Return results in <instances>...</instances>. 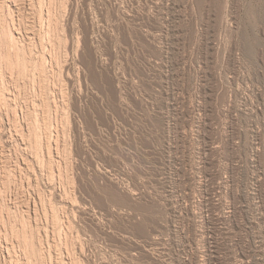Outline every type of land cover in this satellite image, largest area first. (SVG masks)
I'll list each match as a JSON object with an SVG mask.
<instances>
[{
  "label": "rangeland",
  "instance_id": "374dc122",
  "mask_svg": "<svg viewBox=\"0 0 264 264\" xmlns=\"http://www.w3.org/2000/svg\"><path fill=\"white\" fill-rule=\"evenodd\" d=\"M8 1L0 264H264V0Z\"/></svg>",
  "mask_w": 264,
  "mask_h": 264
},
{
  "label": "bare ground",
  "instance_id": "6f19581e",
  "mask_svg": "<svg viewBox=\"0 0 264 264\" xmlns=\"http://www.w3.org/2000/svg\"><path fill=\"white\" fill-rule=\"evenodd\" d=\"M1 1H3V0H1ZM8 1V0H7ZM12 1V0H11ZM22 1V0H21ZM51 1V0H50ZM9 2V1H8ZM4 3V2H3ZM21 3V2H20ZM53 3V2H52ZM55 3V2H54ZM0 4H2V3H0ZM5 4V3H4ZM10 4H12V3H10ZM18 4H19V0H18ZM41 4V3H40ZM6 5H8V3L6 4ZM16 5V6H15ZM37 5V4H36ZM35 5V6H36ZM49 5V4H48ZM69 5V4H68ZM2 6H5V5H3L2 4ZM2 6H0V10L2 11H5L3 8L1 9V7ZM9 6V5H8ZM7 6V7H8ZM14 6L17 8V9H19L18 8V5H17V3H16V0H15V4H14ZM20 6V5H19ZM23 6V5H22ZM34 6V7H35ZM41 6V5H40ZM9 8V7H8ZM22 8V7H21ZM32 8V7H31ZM49 8H50V5H49ZM10 9V8H9ZM41 10V9H40ZM50 10V9H49ZM22 11V10H21ZM21 11H19V12H21ZM9 12H10V10H9ZM12 12H14V11H12ZM36 12H37V10H36ZM42 12V11H41ZM11 13V12H10ZM9 13V14H10ZM17 13V12H16ZM29 13V12H28ZM13 15L15 14V13H12ZM19 14V13H18ZM51 15V14H50ZM25 16H23V18H24ZM30 17V16H29ZM40 17V16H39ZM41 17H42V15H41ZM51 17V16H50ZM49 17V18H50ZM2 18V17H1ZM13 18H14V16H13ZM12 18V19H13ZM21 18V17H20ZM28 18V17H27ZM4 19V18H3ZM7 20V19H6ZM23 20V19H22ZM50 20H51V18H50ZM25 21V20H24ZM5 22H7V21H5ZM13 22H14V20H13ZM16 23V22H15ZM24 23V22H23ZM26 23V22H25ZM50 23V22H49ZM8 24V23H7ZM34 24V23H33ZM43 24V23H42ZM3 25V24H2ZM10 25V24H9ZM8 25V26H9ZM13 25H15L14 23H13ZM50 25V24H49ZM7 26V25H6ZM23 26V25H22ZM33 26H36V25H33ZM1 27V26H0ZM32 28V27H31ZM34 29V28H33ZM90 29V28H89ZM4 30V31H3ZM8 30H9V28H8ZM8 30H5L4 29V27L2 28V33L3 34H5V35H3V37L5 36L6 38H9V40L11 39V36L13 35V33L11 32V31H8ZM21 30V29H20ZM24 30V29H23ZM19 33H21V32H19ZM87 33V32H86ZM6 34H9V36L10 37H7L6 36ZM2 34L0 33V36H1ZM47 35V34H46ZM4 37V38H5ZM14 37V36H13ZM30 37V36H29ZM31 39V38H30ZM8 40V41H9ZM18 40V39H17ZM26 40V39H25ZM25 40H23V41H25ZM4 41H5V39H4ZM11 41V40H10ZM12 41H13V44H12V46L14 45V44H16V41H15V39H13L12 38ZM11 41V42H12ZM18 42V41H17ZM93 42V41H92ZM22 43V45H23V42H21ZM18 44V43H17ZM90 44V43H89ZM15 46V45H14ZM88 46V45H87ZM12 48H14V47H12ZM23 49V48H22ZM22 49H20L19 48V46L18 45H16V47L14 48V51L12 50V52L13 53H15V58L13 59V61H12V63H11V61L9 62V60H8V62H9V64H7V65H10L11 66V68H9V69H11L10 71L11 72H9L11 75L10 76H12V78H13V75H14V73L16 74V75H18L17 77L15 76V78H18L19 76V78H22V79H25L27 76H29V65L31 64V63H29V58L28 57H26V56H28V55H26L25 54V51H23ZM45 49V48H44ZM9 50V49H8ZM15 50H16V52H15ZM10 51V50H9ZM90 51V50H89ZM30 52H32V51H30ZM50 52V51H49ZM91 52V51H90ZM92 52H93V50H92ZM33 53V52H32ZM49 55H51V53H48ZM8 55H10V54H8ZM34 55V54H33ZM52 56V55H51ZM93 56V55H92ZM33 57V56H32ZM3 58V57H2ZM34 58V57H33ZM37 58V57H36ZM35 58V59H36ZM46 58V57H45ZM42 59V58H41ZM53 60V59H52ZM58 60V59H57ZM5 61V60H4ZM34 61V60H33ZM31 62V61H30ZM58 62V61H57ZM1 64V63H0ZM2 65V64H1ZM42 65V64H41ZM6 66V65H5ZM59 66V65H58ZM9 67V66H8ZM7 67V68H8ZM61 67V66H60ZM2 68V67H1ZM35 69V68H34ZM3 70V69H2ZM45 70V69H44ZM47 70V69H46ZM32 72V71H31ZM37 72V71H36ZM41 72V71H40ZM6 73V72H5ZM8 73V74H9ZM45 74V73H44ZM58 74V73H57ZM6 77V76H5ZM18 78V79H19ZM30 79V78H29ZM31 80V79H30ZM29 81V80H28ZM27 81V82H28ZM18 83V82H17ZM54 83V82H53ZM26 84V83H25ZM20 85V84H19ZM25 87V86H24ZM23 87V88H24ZM17 89V88H16ZM20 89V88H19ZM40 89V88H39ZM18 90V89H17ZM13 94V93H12ZM15 94V93H14ZM19 94H20V92H19ZM4 95V94H3ZM2 95V96H3ZM4 97H5V95H4ZM19 97V96H18ZM48 98V97H47ZM1 100V99H0ZM5 101H7V100H4V102ZM16 102V101H15ZM2 103V102H1ZM14 103V102H13ZM13 105V104H12ZM16 105V104H15ZM10 106V105H9ZM41 107V106H40ZM43 108H44V106H43ZM46 108H48V107H46ZM45 108V109H46ZM14 109V108H13ZM17 109V108H16ZM49 109V108H48ZM47 109V110H48ZM27 110V109H26ZM25 110V111H26ZM43 113H45V112H43ZM15 114V113H14ZM47 114V113H46ZM11 116V115H10ZM17 116V115H16ZM15 116V117H16ZM41 117L40 115H37L36 116V114H35V118L34 119H32V115L30 114V113H26V114H24V117H22V118H24L28 123V128L30 129L29 131H30V133H29V131H28V133H25V132H21V133H23L22 135V137H23V142L25 143V144H27V145H30L31 146V144H32V149H34L35 151L34 152H36L38 155H40L39 153H41L40 151H42L43 150V147H44V144L43 143H45V142H43L42 141V136H41V133H39L36 129H35V124H36V126H38V128L41 126L40 125V118L39 117ZM18 117V116H17ZM50 117V116H49ZM9 118V117H8ZM11 118V117H10ZM21 118V117H20ZM42 118V117H41ZM14 119V118H13ZM15 120V119H14ZM17 120V119H16ZM9 121H12V118H11V120L9 119ZM42 121H45V119L43 120L42 119ZM48 121V120H47ZM17 122H19V121H16V122H14L13 121V123L12 124H14L15 123V125H16V123ZM33 122V123H32ZM50 122V121H49ZM11 123V122H10ZM42 123H45V122H42ZM41 123V124H42ZM9 124V123H8ZM51 124V123H50ZM14 125V126H15ZM18 125H20V124H18ZM17 125V126H18ZM44 125V124H43ZM17 126H15V127H17ZM23 126V125H22ZM47 126H48V124H47ZM12 127H13V125H12ZM14 127V128H15ZM45 127V126H44ZM13 128V129H14ZM21 128V127H20ZM19 128V130H21ZM23 128V127H22ZM47 128V127H46ZM49 128V127H48ZM19 131L18 130V128L16 129L15 128V131ZM28 130V129H27ZM42 130V129H41ZM47 131H48V133H49V130L48 129H46ZM23 131V130H22ZM10 132H11V130H10ZM43 132V131H42ZM16 133V132H15ZM17 134H19V136H20V133H17ZM11 135H13V134H11ZM45 135V134H44ZM49 135V134H48ZM41 136V137H40ZM21 137V138H22ZM47 138V137H46ZM34 139V143L32 142V140ZM48 139V138H47ZM48 147V146H47ZM46 149V148H45ZM51 149V148H50ZM31 150V149H30ZM49 150V149H48ZM33 151V150H32ZM39 152V153H38ZM44 152V151H43ZM49 153V152H48ZM51 153V152H50ZM49 153V154H50ZM44 154V153H43ZM38 155H36L35 157H38ZM45 155V154H44ZM43 155V156H44ZM42 156V157H43ZM42 157H40V158H42ZM39 158V160L42 162V160ZM36 159H38V158H36ZM38 160V161H39ZM45 160V159H44ZM44 162V161H43ZM43 162H42V164H43ZM40 163V162H39ZM44 165V164H43ZM43 167V166H42ZM1 191V190H0ZM2 193V192H1ZM29 211V210H28ZM13 212V211H12ZM24 213V212H23ZM7 215H8V213H7ZM9 216V215H8ZM37 216V215H36ZM27 217V216H26ZM38 217V216H37ZM11 218V217H10ZM3 219V218H2ZM54 219V218H53ZM0 220H1V216H0ZM56 221V220H55ZM31 226V225H30ZM29 228V227H28ZM24 229H25V227H24ZM33 229V231H34V228H32ZM28 230V229H27ZM35 232V231H34ZM39 232V231H38ZM0 233H1V231H0ZM24 234V233H23ZM32 234V233H31ZM26 235V234H25ZM24 235V237L26 238V240H24V243H25V248H26V250H27V252L29 251V252H31V253H37V244H35V241H33V239H28L26 236L28 235H26L25 236ZM33 235V234H32ZM29 237V236H28ZM1 238V237H0ZM20 238V237H19ZM22 239V238H21ZM23 242V241H22ZM21 242V243H22ZM40 247V246H39ZM24 248V249H25ZM42 251V250H41ZM12 252V251H11ZM30 253V254H31ZM26 254V253H25ZM24 254V255H25ZM38 254V256H36V258H37V260H40V258H41V252H38L37 253ZM36 254V255H37ZM28 255V254H27ZM29 256V255H28ZM34 256V255H33ZM28 260V259H27ZM44 260V259H43ZM29 261H30V258H29ZM35 261V260H34ZM41 261V260H40ZM40 261H38V262H40ZM15 263V262H14ZM19 263V262H18ZM32 263H34L33 261H32ZM31 263V264H32ZM13 264V263H12ZM16 264V263H15ZM26 264V263H25ZM36 264V263H35ZM38 264V263H37ZM41 264V263H40Z\"/></svg>",
  "mask_w": 264,
  "mask_h": 264
}]
</instances>
